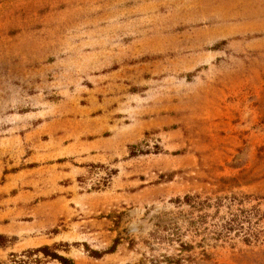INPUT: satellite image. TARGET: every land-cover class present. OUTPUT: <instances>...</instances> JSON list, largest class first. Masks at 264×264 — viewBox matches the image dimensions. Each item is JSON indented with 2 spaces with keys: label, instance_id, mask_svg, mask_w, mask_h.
<instances>
[{
  "label": "rangeland",
  "instance_id": "374dc122",
  "mask_svg": "<svg viewBox=\"0 0 264 264\" xmlns=\"http://www.w3.org/2000/svg\"><path fill=\"white\" fill-rule=\"evenodd\" d=\"M0 236V264H264V0H0Z\"/></svg>",
  "mask_w": 264,
  "mask_h": 264
},
{
  "label": "trees",
  "instance_id": "16d2710c",
  "mask_svg": "<svg viewBox=\"0 0 264 264\" xmlns=\"http://www.w3.org/2000/svg\"><path fill=\"white\" fill-rule=\"evenodd\" d=\"M188 201H189V198L186 197V202H188ZM1 240H3L2 236H0V241ZM39 251H41L45 256H48L51 259L58 261L60 264H69L70 263L68 259H66V258H64L62 256H59L56 253L49 252L48 248H46V247L45 248H41ZM110 251H112V250L110 249ZM91 254L94 257H98V253H96V252H91Z\"/></svg>",
  "mask_w": 264,
  "mask_h": 264
}]
</instances>
